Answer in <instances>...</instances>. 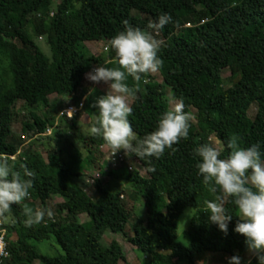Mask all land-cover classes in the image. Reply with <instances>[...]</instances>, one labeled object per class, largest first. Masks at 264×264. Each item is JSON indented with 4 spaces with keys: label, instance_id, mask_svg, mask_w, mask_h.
<instances>
[{
    "label": "trees",
    "instance_id": "1",
    "mask_svg": "<svg viewBox=\"0 0 264 264\" xmlns=\"http://www.w3.org/2000/svg\"><path fill=\"white\" fill-rule=\"evenodd\" d=\"M165 13L173 23L157 37L163 41L161 81L150 85L144 78L140 82L130 100L133 112L129 120L143 137L155 129L161 114L169 109L170 99H183L185 111L194 109V120L189 138L174 145L177 151L166 150L160 159L153 158L155 171H147L145 160L121 151L123 162H136L145 175L137 167L127 170L123 163L118 170L108 171L129 185L144 208L143 216L134 213L132 206L127 208L119 192L98 179L95 196L90 197L76 181L80 175L78 151L63 158L58 147H50L46 160L39 154H23L22 160L13 161L15 167L25 164L35 173L31 196L24 203L46 207L52 195L61 201L56 203L54 219L45 217L30 228L23 223V205H13L15 219H1L6 255L0 264L125 262L119 244L110 240L103 245L100 237L105 230L124 233L128 221L132 235L125 233L127 242L147 255L150 264H192L203 252L233 256L247 250L245 237L234 231L237 217L229 223L227 235L209 222L204 201L212 194L198 175L194 150L213 135L221 143V159L230 153L226 145L231 138L242 147L259 144L264 153V0H0V153H16L10 127L16 101L30 108L38 134L54 126L56 114L63 108L56 97L67 96L77 105L74 94L85 74L104 62L102 56L91 55L84 42L102 41L113 57L102 66L118 67L108 41L123 30L122 21L146 28L149 21ZM37 37L46 42L50 58L42 53ZM226 68L230 83L224 87L221 72ZM128 82L134 83L131 77ZM251 106L255 111L249 117ZM38 107L45 109L41 115L32 110ZM84 110L91 113L87 100ZM70 120L73 125L75 116ZM24 125L33 128L28 122ZM80 142L89 160L95 161L103 140L86 133ZM226 207L234 213L232 204ZM186 208L191 215L184 230L188 244L183 245L176 239L175 228ZM81 213L87 221L76 220ZM10 233L14 240H8ZM50 237L62 254L47 256L37 250L34 243ZM251 264H258L255 257Z\"/></svg>",
    "mask_w": 264,
    "mask_h": 264
},
{
    "label": "clouds",
    "instance_id": "2",
    "mask_svg": "<svg viewBox=\"0 0 264 264\" xmlns=\"http://www.w3.org/2000/svg\"><path fill=\"white\" fill-rule=\"evenodd\" d=\"M122 23L123 30L108 41L119 66H96L85 74L93 84L106 86L105 94L96 96L91 105L97 112L87 134L101 138L113 156L123 151L127 157L145 160L147 171L153 172V158L160 159L166 150L177 151L174 145L189 138L194 116L185 111L184 101L180 99L161 114L150 133L139 137L133 130L129 120L133 112L130 100L139 91L140 82L163 67L159 55L163 41L157 37L173 20L165 13L155 21H149L146 28L133 26L128 20ZM129 77L134 82L131 86ZM95 91L90 88L89 95ZM65 112L68 119L73 118L74 109H66L60 114L65 115ZM226 147L230 153L225 159L220 158L221 148L208 143L194 150V158H198L195 165L198 175L212 194L211 199L204 201L205 211L209 213V222L226 235L229 223L237 217L234 231L245 237L250 257L247 264H251V257H255L258 264H264V153L259 144L242 147L236 138L229 139ZM13 161V157L0 153V219H15L13 205H23L25 227L40 224L45 217L54 219L51 208L33 209L24 203L31 196L35 173L25 164H20L17 169ZM227 204L234 206V213L228 210ZM227 259L228 264H242L239 255Z\"/></svg>",
    "mask_w": 264,
    "mask_h": 264
},
{
    "label": "rangeland",
    "instance_id": "3",
    "mask_svg": "<svg viewBox=\"0 0 264 264\" xmlns=\"http://www.w3.org/2000/svg\"><path fill=\"white\" fill-rule=\"evenodd\" d=\"M57 1V0H55ZM133 15H138L139 13L136 11H132ZM38 46L40 47L42 53L50 58V51L46 44V42L37 37L36 40ZM84 45L87 47L89 53L93 56H102L104 62L99 65H93V68L96 66H102L107 63L110 59H113L108 53V46L104 44L102 41L99 42H84ZM92 68V69H93ZM221 77L223 79V86L226 87L229 85V70L223 69L221 72ZM161 81L159 73L149 74L145 77V82L148 84H157ZM129 83V82H128ZM134 83H129V85H133ZM95 88L96 91L89 95V89ZM106 86L103 84H93L91 81L85 78V81L81 83L75 92L77 95L74 97H78V103L82 102V106L75 112V122L73 125L70 124V119L64 118L58 113L54 119V129L47 128L44 134L36 133L35 127L33 126L30 119V108L23 104L20 101H16L12 106V121H11V133L14 138L13 142L16 146V153L12 157L15 161L22 160L21 155H34L39 154L44 160H46V151L50 147H58L60 149V154L63 158H67L69 155H75L76 151L81 154V160L77 166V169L80 172V175L76 178L77 183L84 191L90 196H95V179H98L101 183L109 186L111 190H117L120 194V199L125 202L126 207L129 208L132 206L133 212L138 214L139 216H143L144 208L139 202L138 197L134 198V194L131 192L129 185L123 181L115 178L114 176L108 174L110 168L118 170L120 167L130 165V167L134 168L136 166V162H122L119 165L112 166L109 161H106L104 152V148L100 150L98 147L95 153V161H90L89 156L86 154L82 143L80 142L81 136L87 133L88 127L93 123L91 118L95 119V115L97 110L93 108L91 105L94 103L95 97L99 95L105 94ZM85 94L88 98L83 99L82 96ZM137 94V93H136ZM51 99L54 95L50 96ZM73 97V96H71ZM82 98V99H81ZM57 101L61 102V106L65 107L71 103V99L67 96H58L56 97ZM81 99V100H80ZM87 103L89 105V113L84 110V104ZM177 100H169L167 102L168 108L172 106L174 102ZM77 103V104H78ZM74 105V104H73ZM35 113L41 115L45 110L43 107H38L36 109H32ZM61 110V109H60ZM254 106H251L248 110V116L252 117L254 114ZM189 112L194 114V109L190 108ZM65 119V120H63ZM70 120V121H69ZM24 122H28L33 126L32 129L25 127ZM71 125V128L68 127ZM53 130L56 133H53ZM52 135V138H48ZM208 143L214 145L218 148H222L221 143L213 136L210 135L208 138ZM123 152V151H121ZM140 175H145L143 169L138 168ZM124 170V167L123 169ZM99 176V177H98ZM98 177V178H97ZM61 198L58 195H52L51 198L47 200L46 207L51 208L54 212V217L57 216L56 213V203L60 202ZM33 209L40 208L37 202H34ZM63 213V212H61ZM191 215V209L186 208L177 218L175 235L177 241L182 243L183 245L188 244V240L184 235V230L188 224V220ZM78 221H87V216L77 215L76 220ZM130 221L125 224L124 233H113L109 230H105L100 237V243L106 245L110 240H115L119 246L121 247L123 254L125 256V262L119 264H150L149 257L147 255H143L139 253L134 246L127 242L126 235H132V230L130 229ZM14 233H10L8 236V240H14ZM37 250L44 255L47 256H57L62 254L60 247L56 244L52 237L47 240H42L40 242L34 243ZM241 257L242 264H247L249 260V254L247 250L245 253L239 254ZM228 257H231L229 253L225 252H203L195 257V261L192 264H228ZM34 264H39L38 261H35ZM182 264H188L186 262Z\"/></svg>",
    "mask_w": 264,
    "mask_h": 264
},
{
    "label": "built area",
    "instance_id": "4",
    "mask_svg": "<svg viewBox=\"0 0 264 264\" xmlns=\"http://www.w3.org/2000/svg\"><path fill=\"white\" fill-rule=\"evenodd\" d=\"M81 105H82V102H79L77 105L69 104V105L63 107L58 112V114L61 115L62 117H65L68 119L66 112H65V115L60 114V113L65 111L66 109H74V114H75V112L81 107ZM99 148H100V150H102V148H104V152L106 153L105 159H106V161H109L112 166L119 165L120 163L123 162V154L121 152H118L115 156H113L111 149L108 148L105 144L100 145ZM126 168H127V170H129L131 167H130V165H128ZM4 237H5V229L2 226V221L0 219V261H1L2 257H4L6 255Z\"/></svg>",
    "mask_w": 264,
    "mask_h": 264
},
{
    "label": "crops",
    "instance_id": "5",
    "mask_svg": "<svg viewBox=\"0 0 264 264\" xmlns=\"http://www.w3.org/2000/svg\"><path fill=\"white\" fill-rule=\"evenodd\" d=\"M75 95H77V94L75 93L74 96H75ZM83 95H84V96H82V98L84 99L86 95H85V94H83ZM82 98H81V99H82ZM81 99H80V100H81ZM60 201H61V200H60ZM78 215H84V214L81 213V214H78ZM77 221H78V218H77ZM78 222H82V221H78Z\"/></svg>",
    "mask_w": 264,
    "mask_h": 264
}]
</instances>
